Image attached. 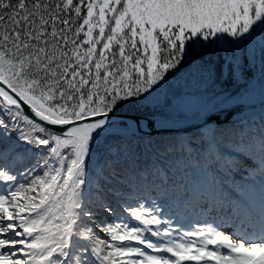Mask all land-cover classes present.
Here are the masks:
<instances>
[{
	"label": "snow or ice",
	"instance_id": "6c2138e0",
	"mask_svg": "<svg viewBox=\"0 0 264 264\" xmlns=\"http://www.w3.org/2000/svg\"><path fill=\"white\" fill-rule=\"evenodd\" d=\"M0 264H264V0H0Z\"/></svg>",
	"mask_w": 264,
	"mask_h": 264
}]
</instances>
